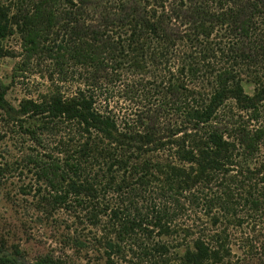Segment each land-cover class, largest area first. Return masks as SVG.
Wrapping results in <instances>:
<instances>
[{
  "label": "trees",
  "instance_id": "1",
  "mask_svg": "<svg viewBox=\"0 0 264 264\" xmlns=\"http://www.w3.org/2000/svg\"><path fill=\"white\" fill-rule=\"evenodd\" d=\"M78 1L80 12L97 15L92 0ZM55 2L36 0L18 16L25 57L52 51L62 74L67 61L86 65L84 88L65 95L55 87L16 107L0 83V115L18 132L36 139L69 125L77 133L56 160L26 157L46 193L34 190L51 208L107 218L115 239L129 231L180 237L179 264H217L228 224L241 223L238 212L258 203L254 190L264 182V38L256 37L264 0H116L100 24L72 21L71 38L51 47L44 36L59 23ZM9 19L0 8V41L13 32ZM111 22L127 35L105 36ZM116 89L133 113L114 110ZM7 171L0 164V182ZM197 211L208 221L199 232L174 228Z\"/></svg>",
  "mask_w": 264,
  "mask_h": 264
},
{
  "label": "rangeland",
  "instance_id": "2",
  "mask_svg": "<svg viewBox=\"0 0 264 264\" xmlns=\"http://www.w3.org/2000/svg\"><path fill=\"white\" fill-rule=\"evenodd\" d=\"M71 1L56 0L59 23L45 33L47 46L70 39L68 25L72 26V21L83 22L81 18L85 16L88 23L98 25L101 23L100 14L107 15L116 8V0H92L96 7L99 6L97 15L87 14L84 9H90L84 8L80 12L77 9L79 1ZM35 4L36 0H0V8L5 10L13 24V32L0 41L3 52L0 56V83L6 88L8 101L16 107L26 99L48 94L55 87L65 95H71L84 88L83 80L89 71L86 65L67 61L62 66V74L55 60L49 57L52 54L49 50L33 58L25 57L16 22L20 14L32 13ZM70 11L76 13L75 18L64 15ZM256 22V37L262 39L264 11L257 14ZM127 31L111 22L103 33L116 38L126 36ZM259 59L261 63L257 69L263 74L264 55ZM243 78L245 89L252 93L253 77L245 73ZM122 79L131 82L136 77L125 75ZM117 89L111 98L114 110L121 114L133 113V107L137 106H132ZM8 118L0 115V164L8 168L0 182V264H179V255L184 253L180 237L167 239L154 233L148 240L142 232L129 231L115 239L108 229L107 218L85 219L83 213L51 208L43 203L41 194L34 188L42 189L44 185L37 184L25 159L33 154L56 160L62 157L60 152L73 143L77 133L69 125H64L51 128L33 139L18 132L12 123L3 122ZM260 159L264 160V146ZM254 192L253 200L257 199L258 203L253 206L251 202L250 207L238 212L241 215L237 219L241 223L233 221L228 224V238L219 252L221 260L217 264H264V182ZM44 193L46 191L42 189ZM198 218H203L202 224ZM194 219L197 225L193 224ZM206 224L208 221L200 211L185 212L176 220L174 228L192 226L190 229L196 233ZM108 236L116 244L112 252L106 249L107 240H111ZM157 246H165V251L154 250Z\"/></svg>",
  "mask_w": 264,
  "mask_h": 264
}]
</instances>
